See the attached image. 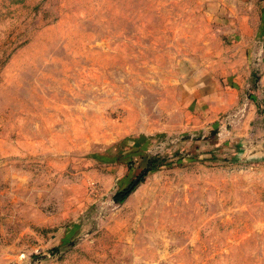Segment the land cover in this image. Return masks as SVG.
<instances>
[{"label":"rangeland","instance_id":"rangeland-1","mask_svg":"<svg viewBox=\"0 0 264 264\" xmlns=\"http://www.w3.org/2000/svg\"><path fill=\"white\" fill-rule=\"evenodd\" d=\"M260 139L264 0H0V264H264Z\"/></svg>","mask_w":264,"mask_h":264},{"label":"trees","instance_id":"trees-1","mask_svg":"<svg viewBox=\"0 0 264 264\" xmlns=\"http://www.w3.org/2000/svg\"><path fill=\"white\" fill-rule=\"evenodd\" d=\"M142 176H144V172L141 174V177ZM134 187H135V185L133 183H131L127 188H125V189L117 192L114 195V200H116V201H122L125 197H127L131 193V191L134 189Z\"/></svg>","mask_w":264,"mask_h":264},{"label":"crops","instance_id":"crops-1","mask_svg":"<svg viewBox=\"0 0 264 264\" xmlns=\"http://www.w3.org/2000/svg\"><path fill=\"white\" fill-rule=\"evenodd\" d=\"M258 147H260V150L261 151H258V152H261L262 153V155H263V157H264V141H261V139H260V144H259V146ZM259 154V153H258ZM260 155V154H259ZM261 157V156H260Z\"/></svg>","mask_w":264,"mask_h":264},{"label":"water","instance_id":"water-1","mask_svg":"<svg viewBox=\"0 0 264 264\" xmlns=\"http://www.w3.org/2000/svg\"><path fill=\"white\" fill-rule=\"evenodd\" d=\"M134 183H137V179L134 181Z\"/></svg>","mask_w":264,"mask_h":264}]
</instances>
